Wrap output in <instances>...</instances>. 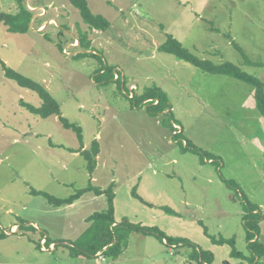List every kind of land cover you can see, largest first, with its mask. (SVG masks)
<instances>
[{"label": "rangeland", "instance_id": "rangeland-1", "mask_svg": "<svg viewBox=\"0 0 264 264\" xmlns=\"http://www.w3.org/2000/svg\"><path fill=\"white\" fill-rule=\"evenodd\" d=\"M87 3L108 20L105 30L85 23L67 0H24L33 12L25 33L0 24V60L46 88L82 135L58 116L30 112L23 104L40 106L38 94L0 63V264L241 262L215 240L234 238L235 250L250 254L246 198L262 215L256 237L264 244V117L254 88L158 47L172 35L197 57L230 61L264 84V0ZM0 8L15 13L17 0H0ZM154 88L166 95L164 114L131 99ZM94 140L99 152L89 174L77 150H90ZM88 185L113 186L112 227L125 219L187 241L167 244L131 230L116 257L105 256L106 248L70 253L87 218L108 207L106 195L86 192L71 207H56L31 190L63 198ZM194 249L211 260L195 259Z\"/></svg>", "mask_w": 264, "mask_h": 264}, {"label": "trees", "instance_id": "trees-1", "mask_svg": "<svg viewBox=\"0 0 264 264\" xmlns=\"http://www.w3.org/2000/svg\"><path fill=\"white\" fill-rule=\"evenodd\" d=\"M70 5L76 8L81 18L85 23H88L92 28L105 30L109 22L101 15H94L89 7L87 0H67ZM18 10L15 13L5 12L0 8V24L6 26L9 32L13 33H25L30 29V22L33 18V12L26 7L24 0H17ZM81 43V40H80ZM159 50L169 52L176 55L177 57L193 64L204 72L210 74H222L229 77H232L236 80L245 82L251 85L254 88V98L255 105L259 113L264 117V84L256 76L247 73L242 70L238 65L230 62L224 61L221 63H213L208 59H202L194 55L187 48H185L182 43L174 38L172 35H168L166 40L158 47ZM246 62L253 64L246 58ZM0 63L5 70V75L9 78L15 80L20 86L34 90L42 103L40 106H34L31 104L24 103L23 105L27 109L34 113L40 115L42 118H47L50 116H58L62 125L65 128L72 129L78 135L79 140H82L81 127L75 125L74 123L69 122L66 118L61 116L60 105L55 98L49 93V91L44 88L42 85L37 82L23 76L22 74L10 69L5 65L3 61L0 60ZM136 96V95H135ZM131 99L136 100V104H140L145 101L144 104H150L146 109L153 114L156 113H165L167 109V98L164 92L160 89H148L142 93L138 99L131 97ZM185 147L194 146L186 141ZM192 149V148H190ZM86 161L87 169L89 174H92L96 166V155L99 152L98 142L94 140L90 150L83 149L82 146L79 150ZM262 171L264 172V137H263V161H262ZM86 192H93L95 195H106L108 207L100 212H94L91 214L87 221L90 223L85 235L77 241L72 243L74 246L68 245L69 251L72 254L80 255L86 254L88 256L95 255L97 252L103 250L104 255H109L116 257L119 255L117 253L119 246L126 242L127 232L133 230L143 234H154L161 239V241H166L167 244H175L174 241L183 242L187 241L183 238H166V235L163 232H160L155 227L143 226L141 224H133L127 220H122L119 224H115V227H112V224L115 223L114 210H113V199L114 191L113 186H109L106 189L96 187L93 185H88L85 188L78 189L74 193L70 194L67 197L59 198L53 195H50L46 192L39 190H31L33 195L43 196L49 204H52L56 207L63 205H71L74 201L78 200ZM135 196H137L135 194ZM247 211L243 216L244 225L246 229V242L247 248L250 252L249 255H244L241 252H237L234 248V238H220L215 240L217 243H227L232 246L231 254L238 258H241V262L237 264H244L242 261L248 262V264H260L258 260L264 255V244L258 240L256 237L259 231V221L262 219V215L258 211V207L251 205L247 202ZM171 211V210H170ZM44 237V235H43ZM256 237V238H255ZM49 237L46 238V244L50 245L53 241L48 242ZM192 247L195 248L194 244L189 243ZM195 259H201L203 262L210 261L209 254L204 251H196L194 249V254L192 255Z\"/></svg>", "mask_w": 264, "mask_h": 264}, {"label": "crops", "instance_id": "crops-1", "mask_svg": "<svg viewBox=\"0 0 264 264\" xmlns=\"http://www.w3.org/2000/svg\"><path fill=\"white\" fill-rule=\"evenodd\" d=\"M175 123H176L175 125H178V126L180 127V124H178L176 121H175ZM180 128H181V127H180ZM173 129H174V128H173ZM181 132H183V130H181ZM181 134H182V133H181ZM186 141H188V140H185V139H184L183 142H186ZM174 163H175V162H174ZM93 178H94V177H93ZM114 194H115V193H114ZM241 194H242V193H241ZM95 196H97V195H95ZM114 196H115V195H114ZM114 200H115V199H114ZM72 205H74V203L71 204V205H67V206H70V207H71ZM47 236H48V235H47ZM58 264H59V263H58Z\"/></svg>", "mask_w": 264, "mask_h": 264}, {"label": "built area", "instance_id": "built-area-1", "mask_svg": "<svg viewBox=\"0 0 264 264\" xmlns=\"http://www.w3.org/2000/svg\"><path fill=\"white\" fill-rule=\"evenodd\" d=\"M174 129H175L176 131H179V130H180V127H179L178 125H175V124H174Z\"/></svg>", "mask_w": 264, "mask_h": 264}, {"label": "water", "instance_id": "water-1", "mask_svg": "<svg viewBox=\"0 0 264 264\" xmlns=\"http://www.w3.org/2000/svg\"><path fill=\"white\" fill-rule=\"evenodd\" d=\"M47 236V235H46Z\"/></svg>", "mask_w": 264, "mask_h": 264}]
</instances>
